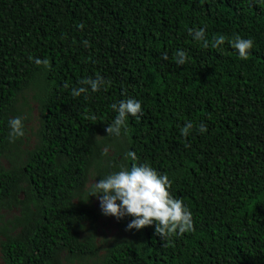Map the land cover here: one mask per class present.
Here are the masks:
<instances>
[{
	"label": "trees",
	"instance_id": "16d2710c",
	"mask_svg": "<svg viewBox=\"0 0 264 264\" xmlns=\"http://www.w3.org/2000/svg\"><path fill=\"white\" fill-rule=\"evenodd\" d=\"M200 27L209 41L239 35L253 48L247 59L227 42L205 48L188 34ZM97 73L110 86L71 95ZM30 89L40 123L34 147L21 150L7 121ZM128 98L142 112L107 135L111 105ZM129 151L169 177L192 231L164 240L154 224L128 230L124 216L126 236L96 242L103 214L86 189L130 167ZM4 210L18 214L3 223ZM0 236L5 264H264V2L0 0Z\"/></svg>",
	"mask_w": 264,
	"mask_h": 264
},
{
	"label": "clouds",
	"instance_id": "9594fccd",
	"mask_svg": "<svg viewBox=\"0 0 264 264\" xmlns=\"http://www.w3.org/2000/svg\"><path fill=\"white\" fill-rule=\"evenodd\" d=\"M188 34L194 41H203L205 48L219 49L227 42L237 51L241 59H247L249 51L253 48L252 39L239 35H235L233 38L216 35L209 41L206 39L203 27L189 28ZM83 45L87 46L88 41L84 40ZM162 59H168L167 53H162ZM173 59L179 66L187 62V56L183 50H178ZM34 63L37 65L43 63L45 66L48 64L47 60L42 62L40 58H35ZM110 83L97 73L95 77H86L80 80V86L73 88L71 95L77 97L86 94L89 90L97 92L101 88L110 86ZM111 108L116 112V115L106 128L109 136L118 137L122 130L126 133V118L128 116L136 117L142 112L141 102L134 98L113 103ZM7 127L10 141L24 135V123L19 116L9 118ZM196 127L201 134L207 131V126L204 123H199ZM192 128L193 122L186 121L183 128L180 129L181 134L187 136ZM107 152L108 149L105 148L103 153L107 154ZM127 157L133 161L130 167L120 166L118 170L100 176L101 179L98 182H91L97 176H93L89 182V187L86 189L88 196H97L101 213L105 216H114L117 219L131 216L132 219L126 225L128 230H139L154 224L155 234L164 240L173 235H182L192 231L193 214L186 203L170 194L171 181L169 177L146 163H135L137 157L132 151L127 153Z\"/></svg>",
	"mask_w": 264,
	"mask_h": 264
},
{
	"label": "rangeland",
	"instance_id": "374dc122",
	"mask_svg": "<svg viewBox=\"0 0 264 264\" xmlns=\"http://www.w3.org/2000/svg\"><path fill=\"white\" fill-rule=\"evenodd\" d=\"M35 89H30L29 91L25 92L24 95H26L27 98V104H24L23 99H20V102L18 104V109L21 111V118L24 119V135L21 136L22 144H20L21 150H29L34 147V144L36 142V132L39 127L40 123V110H39V103L38 101L33 97L35 93ZM108 151L110 154L114 152L112 148H109ZM1 164L5 167H9V158L7 156L3 157L1 160ZM94 182V179L91 181ZM94 207L101 212L100 210V202L99 199L96 198L94 201ZM3 213V223H7L9 220H12L16 215L18 214L17 210H11L2 211ZM127 234V233H126ZM125 235L124 229H121L118 225V220L114 216H105L102 215L99 219L98 225L95 229V236H96V242L100 245V247L103 245L104 240L107 239L109 241L113 240L114 238H120ZM128 238H131L129 234ZM126 236V235H125ZM5 239L4 237L0 236V242L1 240ZM105 251H101L100 255H104ZM77 260V259H76ZM0 264H5V262L2 259V254L0 252ZM66 264H73L66 262ZM74 264H78L75 262ZM87 264H95L93 260L87 262Z\"/></svg>",
	"mask_w": 264,
	"mask_h": 264
}]
</instances>
